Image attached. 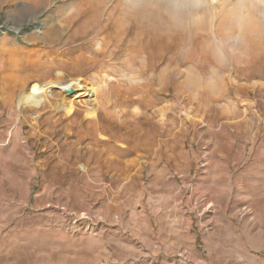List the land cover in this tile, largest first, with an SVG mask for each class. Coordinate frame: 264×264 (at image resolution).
<instances>
[{"label": "rangeland", "instance_id": "rangeland-1", "mask_svg": "<svg viewBox=\"0 0 264 264\" xmlns=\"http://www.w3.org/2000/svg\"><path fill=\"white\" fill-rule=\"evenodd\" d=\"M206 3L0 0V264H264V0Z\"/></svg>", "mask_w": 264, "mask_h": 264}, {"label": "bare ground", "instance_id": "bare-ground-1", "mask_svg": "<svg viewBox=\"0 0 264 264\" xmlns=\"http://www.w3.org/2000/svg\"><path fill=\"white\" fill-rule=\"evenodd\" d=\"M99 46L100 47L104 46L103 41L99 43ZM53 88H58L59 90L63 92H67L69 89L75 90L74 92L76 93L90 91V87L87 86L86 84L73 83V82L63 83V82H57V81L52 80V81H48L46 83H43L37 86H31V87L26 88L25 91L23 90V92L19 94V100L23 104H27L28 106H34L37 103H39L41 100H46L50 96H53L52 95ZM80 138L82 139V137Z\"/></svg>", "mask_w": 264, "mask_h": 264}, {"label": "clouds", "instance_id": "clouds-1", "mask_svg": "<svg viewBox=\"0 0 264 264\" xmlns=\"http://www.w3.org/2000/svg\"><path fill=\"white\" fill-rule=\"evenodd\" d=\"M206 7V0H165V12L171 20L177 22L186 18L195 21ZM235 18L242 22V18Z\"/></svg>", "mask_w": 264, "mask_h": 264}, {"label": "water", "instance_id": "water-1", "mask_svg": "<svg viewBox=\"0 0 264 264\" xmlns=\"http://www.w3.org/2000/svg\"><path fill=\"white\" fill-rule=\"evenodd\" d=\"M67 92L70 94L72 92V89H69Z\"/></svg>", "mask_w": 264, "mask_h": 264}]
</instances>
